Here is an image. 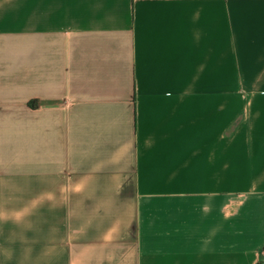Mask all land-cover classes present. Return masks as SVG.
Listing matches in <instances>:
<instances>
[{"label": "crops", "instance_id": "obj_1", "mask_svg": "<svg viewBox=\"0 0 264 264\" xmlns=\"http://www.w3.org/2000/svg\"><path fill=\"white\" fill-rule=\"evenodd\" d=\"M260 259L264 0H0V264Z\"/></svg>", "mask_w": 264, "mask_h": 264}, {"label": "built area", "instance_id": "obj_2", "mask_svg": "<svg viewBox=\"0 0 264 264\" xmlns=\"http://www.w3.org/2000/svg\"><path fill=\"white\" fill-rule=\"evenodd\" d=\"M262 257H263V254H262ZM260 264H264L263 259H260Z\"/></svg>", "mask_w": 264, "mask_h": 264}, {"label": "rangeland", "instance_id": "obj_3", "mask_svg": "<svg viewBox=\"0 0 264 264\" xmlns=\"http://www.w3.org/2000/svg\"><path fill=\"white\" fill-rule=\"evenodd\" d=\"M224 83H225V81H224ZM228 86H224V88H227Z\"/></svg>", "mask_w": 264, "mask_h": 264}]
</instances>
